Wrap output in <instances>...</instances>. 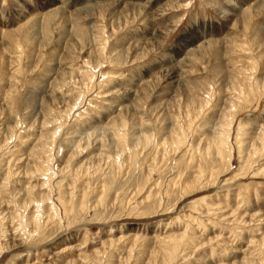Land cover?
I'll use <instances>...</instances> for the list:
<instances>
[{
  "label": "rangeland",
  "instance_id": "1",
  "mask_svg": "<svg viewBox=\"0 0 264 264\" xmlns=\"http://www.w3.org/2000/svg\"><path fill=\"white\" fill-rule=\"evenodd\" d=\"M0 264H264V0H0Z\"/></svg>",
  "mask_w": 264,
  "mask_h": 264
},
{
  "label": "bare ground",
  "instance_id": "2",
  "mask_svg": "<svg viewBox=\"0 0 264 264\" xmlns=\"http://www.w3.org/2000/svg\"><path fill=\"white\" fill-rule=\"evenodd\" d=\"M214 159V158H213ZM217 159V158H216ZM218 160V159H217ZM210 164V163H209ZM171 198V197H170Z\"/></svg>",
  "mask_w": 264,
  "mask_h": 264
}]
</instances>
